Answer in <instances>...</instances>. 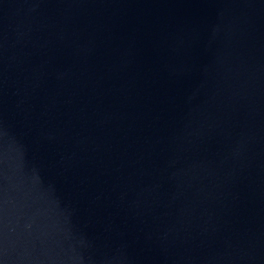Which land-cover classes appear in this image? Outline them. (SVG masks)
I'll return each instance as SVG.
<instances>
[{
  "label": "water",
  "instance_id": "1",
  "mask_svg": "<svg viewBox=\"0 0 264 264\" xmlns=\"http://www.w3.org/2000/svg\"><path fill=\"white\" fill-rule=\"evenodd\" d=\"M0 264H264V0H0Z\"/></svg>",
  "mask_w": 264,
  "mask_h": 264
}]
</instances>
